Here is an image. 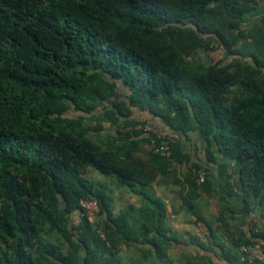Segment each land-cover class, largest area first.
Returning <instances> with one entry per match:
<instances>
[{"label": "trees", "instance_id": "1", "mask_svg": "<svg viewBox=\"0 0 264 264\" xmlns=\"http://www.w3.org/2000/svg\"><path fill=\"white\" fill-rule=\"evenodd\" d=\"M260 5L0 0V264H121V245H147L160 259L176 240L167 236L164 202L146 188L170 176L173 163L185 164L188 174L172 182L200 218L195 200L211 187L207 169L190 164L173 139L169 157L143 150L159 144L135 129L147 122L168 137L196 132L207 160L233 161L229 176L243 189L245 211L264 214V9L244 28ZM203 47L221 51L220 60L193 62ZM100 132L102 142L88 137ZM86 169L113 176L140 207L114 216ZM83 202L96 203L94 221ZM220 214L228 263L241 264V246L256 244L264 254V228L235 237Z\"/></svg>", "mask_w": 264, "mask_h": 264}, {"label": "crops", "instance_id": "2", "mask_svg": "<svg viewBox=\"0 0 264 264\" xmlns=\"http://www.w3.org/2000/svg\"><path fill=\"white\" fill-rule=\"evenodd\" d=\"M157 124L160 126L159 123ZM159 126L158 128L161 129ZM166 132L171 139L178 143L181 152L188 155L190 164L198 163L207 169L205 172L210 181L211 191L202 194L195 200V213L200 218L195 217L183 205L180 188L172 182L173 176L180 179L185 177L188 174V168L185 164L173 163L170 176L159 177L160 175H158L150 187L146 188V191L149 195L164 202L165 229L167 236L176 240L175 244L171 245L160 259L154 258L147 252L149 248L147 245L139 247L121 245L116 253V258L120 260L121 264H231L224 259L220 247L221 245L227 249L230 247L229 242L222 235V229H220L218 222L220 213L226 222V226L222 228H229L235 237L248 236L253 227L259 230L263 229L264 214L258 209L249 213L245 211L243 189L241 186L235 185L232 176H229L235 168L233 161L218 155L216 163L207 160L206 144L196 132ZM146 146L147 144L143 146V150L149 151ZM140 156L144 155L140 154ZM144 160L147 161L146 158ZM100 177L95 181L106 190L104 181ZM108 177L113 181L108 179V183H113V189H117L119 192V195L113 196L106 190L111 199L110 209L113 215L117 216L129 207L137 210L140 207L141 199L126 188L120 187L113 176ZM116 206H118L117 210L114 209ZM232 252L238 256L237 252ZM234 264H237V261H234Z\"/></svg>", "mask_w": 264, "mask_h": 264}, {"label": "built area", "instance_id": "3", "mask_svg": "<svg viewBox=\"0 0 264 264\" xmlns=\"http://www.w3.org/2000/svg\"><path fill=\"white\" fill-rule=\"evenodd\" d=\"M219 53L220 55L222 54L221 51H219ZM135 129H143L144 131L151 132L158 137L159 144L157 146H153V151L155 154H158L159 156H163V157H169L171 155L169 139H168L170 137H168L165 132L154 130L149 122H147L142 128L140 126H137ZM204 180H205V172L199 170L197 172V181L198 183H203ZM82 206L84 207V214L89 218L90 221H92V219L95 218L98 212L96 203L83 202ZM89 209H91L92 212H89L88 211ZM239 254H240L239 261L241 264H252L253 261L255 260H258L264 264V254L261 252V248L256 244L253 245L251 248H248L246 246H241L239 248Z\"/></svg>", "mask_w": 264, "mask_h": 264}, {"label": "rangeland", "instance_id": "4", "mask_svg": "<svg viewBox=\"0 0 264 264\" xmlns=\"http://www.w3.org/2000/svg\"><path fill=\"white\" fill-rule=\"evenodd\" d=\"M261 6V5H260ZM258 8V10H254L251 14H247L245 16V27L244 28H248L250 25L253 24V22L255 21L254 18L260 13L261 10L264 9V5L263 7L261 6ZM260 10V11H259ZM220 53L218 50H214V51H208L205 47L199 49L192 57L191 60L193 62L196 63H201L204 65H207L208 63H215L216 61L220 60ZM97 122H93V121H88L85 126L90 127L91 129L96 126ZM88 137L93 140V141H101L104 140L106 138V134L103 132H100L98 134H91L88 135ZM146 149L149 151H152L153 149V144L151 143L150 145L146 146ZM83 175L86 178L92 179V180H97V178H99L101 175L95 173L94 171L90 170V169H86L83 173ZM99 175V176H98ZM101 180L104 181L105 184V188L107 190V192H111L110 194H112L113 196L118 194L119 192L117 191V189H113L114 188V184L113 183H108V179H110L112 181V179L110 177L106 178L101 176L100 177ZM113 182V181H112ZM113 192V193H112ZM115 192V193H114ZM115 198V197H113ZM118 205V204H117ZM2 208V201L0 200V209ZM114 209H118V206H116ZM89 212H92L91 209L88 210ZM95 218L92 219V221H94ZM101 234V232H99ZM102 235V234H101Z\"/></svg>", "mask_w": 264, "mask_h": 264}]
</instances>
